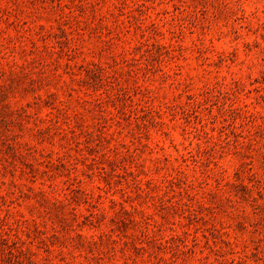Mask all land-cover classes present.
Wrapping results in <instances>:
<instances>
[{"label":"rangeland","instance_id":"rangeland-1","mask_svg":"<svg viewBox=\"0 0 264 264\" xmlns=\"http://www.w3.org/2000/svg\"><path fill=\"white\" fill-rule=\"evenodd\" d=\"M0 264H264V0H0Z\"/></svg>","mask_w":264,"mask_h":264}]
</instances>
